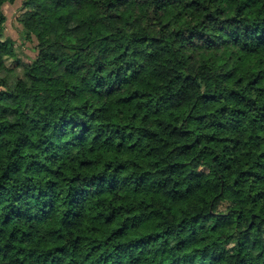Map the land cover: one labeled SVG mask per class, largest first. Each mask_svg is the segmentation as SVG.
I'll return each mask as SVG.
<instances>
[{"label": "trees", "instance_id": "1", "mask_svg": "<svg viewBox=\"0 0 264 264\" xmlns=\"http://www.w3.org/2000/svg\"><path fill=\"white\" fill-rule=\"evenodd\" d=\"M0 264H264V0H0Z\"/></svg>", "mask_w": 264, "mask_h": 264}, {"label": "rangeland", "instance_id": "2", "mask_svg": "<svg viewBox=\"0 0 264 264\" xmlns=\"http://www.w3.org/2000/svg\"><path fill=\"white\" fill-rule=\"evenodd\" d=\"M19 6L20 2L14 6H6L4 8V13L7 20L5 26V34L9 38L17 42L18 48L16 49V54L21 62V65H28L30 64V61L35 57V52L33 50L34 44L24 43L22 38L20 37L19 27L15 23V18ZM19 72H21V70H19Z\"/></svg>", "mask_w": 264, "mask_h": 264}]
</instances>
